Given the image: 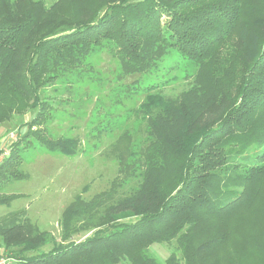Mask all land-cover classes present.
Listing matches in <instances>:
<instances>
[{
    "label": "trees",
    "instance_id": "trees-1",
    "mask_svg": "<svg viewBox=\"0 0 264 264\" xmlns=\"http://www.w3.org/2000/svg\"><path fill=\"white\" fill-rule=\"evenodd\" d=\"M232 36L238 61L225 69L217 55ZM103 49L119 62L117 79L150 72L172 49L197 73L174 97L143 88L132 130L110 145L116 175L70 200L59 238L12 212L0 220L1 255L16 264H204L205 252L227 244L223 264H264V0H0V122L9 107L36 109L0 160V189L26 177L25 149L82 152L78 139L48 133L41 90L71 83ZM16 197L0 193V205ZM232 213L224 231L203 232L206 218ZM173 239L181 257L150 255L151 244Z\"/></svg>",
    "mask_w": 264,
    "mask_h": 264
},
{
    "label": "rangeland",
    "instance_id": "rangeland-1",
    "mask_svg": "<svg viewBox=\"0 0 264 264\" xmlns=\"http://www.w3.org/2000/svg\"><path fill=\"white\" fill-rule=\"evenodd\" d=\"M43 2L48 7L55 0ZM234 41L233 36L228 37L217 55L218 64L225 69L238 61ZM118 71L116 57L103 49L89 56L83 66L69 75L71 83L57 81L41 90V95L50 102L53 115L47 124L48 133L52 138L78 139L82 152L77 156H65L39 148L23 150L19 169L26 177L10 180L1 186L0 193L17 197L9 204L0 205V220L9 213L20 212L32 224L59 238L60 215L70 200L76 194L87 199L92 197L106 189L116 175V160L112 156L115 150L110 145L125 129L132 130V110L142 100L143 88L150 84L161 86L163 93L174 97L191 85L197 73L195 64L174 49L150 72L124 75L117 79ZM127 86L135 87V93L123 92L122 89ZM9 108L5 109L7 119L0 122V160L16 136L26 132L24 122L36 112L35 108L27 106ZM232 218L233 213L225 218H206L203 232L212 236L224 231L227 228L225 224ZM247 224L252 223L248 221ZM253 227L258 232L264 229ZM260 235L261 241H264V230ZM74 239H81V236ZM226 247L227 244H217L210 252H205L203 263L211 262L213 256H222L223 264ZM47 248L44 246L42 249ZM148 251L162 261L172 252L181 257L176 239L170 243L151 244ZM2 253L3 246L0 247V255ZM2 259L6 260V264H16L5 255H1Z\"/></svg>",
    "mask_w": 264,
    "mask_h": 264
},
{
    "label": "built area",
    "instance_id": "built-area-1",
    "mask_svg": "<svg viewBox=\"0 0 264 264\" xmlns=\"http://www.w3.org/2000/svg\"><path fill=\"white\" fill-rule=\"evenodd\" d=\"M5 259L0 260V264H6Z\"/></svg>",
    "mask_w": 264,
    "mask_h": 264
}]
</instances>
